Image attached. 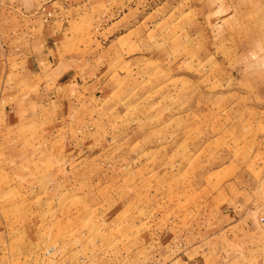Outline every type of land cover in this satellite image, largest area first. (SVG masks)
<instances>
[{"label": "rangeland", "instance_id": "1", "mask_svg": "<svg viewBox=\"0 0 264 264\" xmlns=\"http://www.w3.org/2000/svg\"><path fill=\"white\" fill-rule=\"evenodd\" d=\"M0 264H264V0H0Z\"/></svg>", "mask_w": 264, "mask_h": 264}, {"label": "crops", "instance_id": "2", "mask_svg": "<svg viewBox=\"0 0 264 264\" xmlns=\"http://www.w3.org/2000/svg\"><path fill=\"white\" fill-rule=\"evenodd\" d=\"M54 48H57V50ZM32 50L33 51H31V49H26L23 56L19 55V57H22L21 59L23 60L18 61L20 60L18 59L17 62H15L17 66L13 74L17 77H24V79L28 81V86L30 84L32 88L29 87L28 89H23V91H21L22 93H26V96L24 97L19 94L17 87L15 89L13 88V93L10 95V99L18 100L23 98L26 99V102H15L11 106L9 116L13 121L10 125L12 127L19 125L24 120L25 117L23 114L25 113L28 116L25 119L32 120L34 123L36 122L47 125L49 123L47 115L51 116L49 119H59V116L56 112L54 113L53 110H49L48 108L40 105L42 98H45L44 94L46 89L45 87L42 88L36 85H48L49 83H52L57 86L58 84H63L64 87H62V89L65 91L64 96H67L66 94L72 93L73 89L76 93L79 82L77 81L78 77L75 70H73V66L68 62V57H70L68 54H70V51L62 50V48L58 46L52 47L46 43H44L42 48H36ZM89 83L91 82L89 81ZM92 84H89V87H92ZM37 93L39 94L36 95ZM100 94L101 96L103 95V93ZM87 95L88 97L85 96L87 100L93 96L92 94ZM63 99H65V97ZM22 105H26L24 106L27 109L25 113H21ZM29 106H36L37 108L35 109L34 107V109L32 108L33 110L30 111L27 108ZM58 122L60 123V121ZM55 131L56 130H54V132ZM238 203L239 205H234V212H231V214L234 216L235 212L237 211V206L241 205V200H238Z\"/></svg>", "mask_w": 264, "mask_h": 264}]
</instances>
